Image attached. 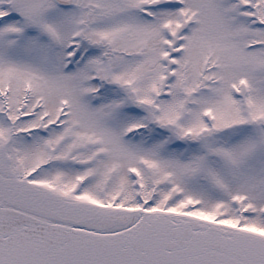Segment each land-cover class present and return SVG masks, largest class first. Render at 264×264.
Masks as SVG:
<instances>
[{
  "label": "snow or ice",
  "instance_id": "6c2138e0",
  "mask_svg": "<svg viewBox=\"0 0 264 264\" xmlns=\"http://www.w3.org/2000/svg\"><path fill=\"white\" fill-rule=\"evenodd\" d=\"M0 264H264V0H0Z\"/></svg>",
  "mask_w": 264,
  "mask_h": 264
}]
</instances>
